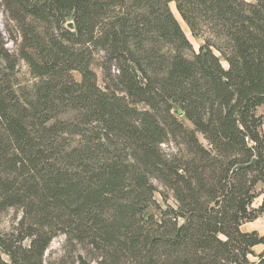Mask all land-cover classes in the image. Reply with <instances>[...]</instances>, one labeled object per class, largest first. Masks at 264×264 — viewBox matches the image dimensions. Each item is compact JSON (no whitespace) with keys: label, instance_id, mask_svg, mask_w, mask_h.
Wrapping results in <instances>:
<instances>
[{"label":"trees","instance_id":"1","mask_svg":"<svg viewBox=\"0 0 264 264\" xmlns=\"http://www.w3.org/2000/svg\"><path fill=\"white\" fill-rule=\"evenodd\" d=\"M19 2L44 29L26 21L11 51L0 27V211L23 210L0 264H45L59 232L82 247L72 264H253L264 0Z\"/></svg>","mask_w":264,"mask_h":264},{"label":"rangeland","instance_id":"2","mask_svg":"<svg viewBox=\"0 0 264 264\" xmlns=\"http://www.w3.org/2000/svg\"><path fill=\"white\" fill-rule=\"evenodd\" d=\"M248 1L255 2L257 0H248ZM173 3L175 2H170V7L172 11H173L172 8ZM174 14L178 18L182 28L184 29L190 41L192 42L194 50L198 52L200 46L203 45L205 42V37L203 35L193 34L189 29V26L186 24V22H182V20L179 19L178 15L175 12ZM36 20L39 19H36L32 15H30L23 8L19 0H0V27L5 36V40L7 41L6 47L11 51L17 50L18 48L22 47V43H23L22 26L26 21L32 24L35 23L37 26H40V28L44 29V25H42V22ZM65 28L70 29V26L65 25ZM191 54L192 53H190L189 55ZM102 55L103 53L101 52L99 54L97 53L95 54V61L93 63V68L97 72L99 84L101 85V87H104L106 82V77L104 70L100 65V60H102L101 59ZM18 68H19L18 77L22 85H26V84H30L31 82H34L35 79L33 75L30 74L29 68L24 62V60H20V63L18 64ZM72 73L74 74L77 80L81 79V74L79 73V71L74 70ZM184 120L188 127H192V124L186 118H184ZM262 189H264V184L259 183L258 190H262ZM155 197L159 201V203L165 206L162 197L159 193H156ZM263 198H264V194L262 193L255 199L253 206L258 207L262 203ZM169 203L175 205V200L173 199V197H170ZM148 213H154L156 216L159 215L158 211L155 208H151L148 211ZM22 216H23V210L19 207H8L7 209L0 211V233L9 235L10 233L15 232ZM25 244L26 245L29 244V240H26ZM80 250H82V247L80 245H77L76 242L69 240L68 236L65 233L59 232L53 238L48 249L44 254V263L72 264V262L75 261ZM261 255L258 256L257 253L253 251V254H251L249 258L250 260L254 259V261L251 260L253 264H260ZM3 257L7 260L9 259V257L6 254H3ZM88 258L92 260L93 256L91 254H88Z\"/></svg>","mask_w":264,"mask_h":264},{"label":"crops","instance_id":"3","mask_svg":"<svg viewBox=\"0 0 264 264\" xmlns=\"http://www.w3.org/2000/svg\"><path fill=\"white\" fill-rule=\"evenodd\" d=\"M258 112L264 115V106H261L258 109ZM241 228L245 232L258 231L261 235H264V213H262L258 218L253 221L243 223ZM253 250L255 251V253H257L258 256L261 255L264 252V244H257L256 246H254ZM252 261H254V259Z\"/></svg>","mask_w":264,"mask_h":264},{"label":"water","instance_id":"4","mask_svg":"<svg viewBox=\"0 0 264 264\" xmlns=\"http://www.w3.org/2000/svg\"><path fill=\"white\" fill-rule=\"evenodd\" d=\"M69 26L72 27L73 24L72 23H69ZM257 160H258V158L257 157H254L251 162L245 163V164H239V165H237L235 167V169L240 168V167H248L250 165H253V164H255L257 162Z\"/></svg>","mask_w":264,"mask_h":264},{"label":"bare ground","instance_id":"5","mask_svg":"<svg viewBox=\"0 0 264 264\" xmlns=\"http://www.w3.org/2000/svg\"><path fill=\"white\" fill-rule=\"evenodd\" d=\"M172 8H173V11L178 15L179 19L182 20V22H185L183 18L181 17V15L179 14V11L177 10L175 3L172 4Z\"/></svg>","mask_w":264,"mask_h":264}]
</instances>
